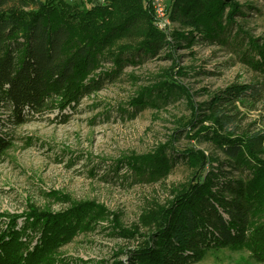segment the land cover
I'll use <instances>...</instances> for the list:
<instances>
[{
	"label": "trees",
	"instance_id": "1",
	"mask_svg": "<svg viewBox=\"0 0 264 264\" xmlns=\"http://www.w3.org/2000/svg\"><path fill=\"white\" fill-rule=\"evenodd\" d=\"M167 9L180 26L173 30V41L159 28L150 0H0V97L14 121L25 123L50 106H74L138 57L164 53L174 60V45L182 40L192 42L199 35L224 42L236 16L244 14L236 0H168ZM243 56L264 70L263 46L251 42ZM174 66L163 69L159 81L140 87L130 103L144 106L149 99L157 104L174 93L190 101L189 92L174 79ZM261 95L260 86L233 83L211 96L208 115L222 131L199 134L222 152L225 159L217 167L208 169L214 159L192 146L177 150L168 145L156 155L129 162L143 175L148 171L150 178L169 171L179 159L192 170L170 201L147 213V231L129 250L132 262L191 264L208 250L223 248H244L264 260V130L240 134L237 114L231 112L238 100ZM9 145L0 137V156ZM224 163L234 174L222 170ZM30 217L32 235L40 233L38 241L28 250L21 230L8 231L7 239L0 238V264L52 258L59 245L104 218L82 207L57 216L32 212Z\"/></svg>",
	"mask_w": 264,
	"mask_h": 264
},
{
	"label": "rangeland",
	"instance_id": "2",
	"mask_svg": "<svg viewBox=\"0 0 264 264\" xmlns=\"http://www.w3.org/2000/svg\"><path fill=\"white\" fill-rule=\"evenodd\" d=\"M236 1L244 14L236 16L227 42L193 34L192 42L174 45V60L164 53L138 57L137 63L125 64L74 106H50L17 124L0 97V137L10 144L0 156V238L7 239L12 229L21 230L30 250L40 236L32 235L30 213L57 216L82 207L104 218L94 229L59 245L52 258L35 264H140L130 260L129 250L147 231V213L170 201L192 170L179 159L169 171L150 178L148 171L143 175L129 162L156 155L168 145L177 150L192 146L214 159L208 169L217 167L218 160L225 159L222 152L199 133L222 131L208 115V102L233 83L262 88L260 99L243 98L232 107L240 134L264 130V70L243 56L251 42L264 47V0ZM179 27L172 22L163 30L173 41V30ZM173 65L174 79L189 92L190 101L174 93L167 101L157 99V104L149 99L144 106L130 103L140 87L159 81L163 69ZM221 167L234 174L228 164ZM191 264L264 260L244 248H223L208 250Z\"/></svg>",
	"mask_w": 264,
	"mask_h": 264
},
{
	"label": "built area",
	"instance_id": "3",
	"mask_svg": "<svg viewBox=\"0 0 264 264\" xmlns=\"http://www.w3.org/2000/svg\"><path fill=\"white\" fill-rule=\"evenodd\" d=\"M167 3L168 0H150V5L155 13L160 29H167L172 24Z\"/></svg>",
	"mask_w": 264,
	"mask_h": 264
}]
</instances>
